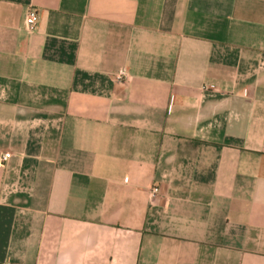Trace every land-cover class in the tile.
Here are the masks:
<instances>
[{"label": "crops", "instance_id": "crops-1", "mask_svg": "<svg viewBox=\"0 0 264 264\" xmlns=\"http://www.w3.org/2000/svg\"><path fill=\"white\" fill-rule=\"evenodd\" d=\"M0 264H264V0H0Z\"/></svg>", "mask_w": 264, "mask_h": 264}, {"label": "built area", "instance_id": "built-area-1", "mask_svg": "<svg viewBox=\"0 0 264 264\" xmlns=\"http://www.w3.org/2000/svg\"><path fill=\"white\" fill-rule=\"evenodd\" d=\"M39 21V12L35 8H30L27 12L25 23L29 31H34L35 27ZM125 72H120L119 75H117V79H123L125 77ZM11 157V153L7 152L3 155V161H6ZM158 192L157 188L153 189V193Z\"/></svg>", "mask_w": 264, "mask_h": 264}]
</instances>
